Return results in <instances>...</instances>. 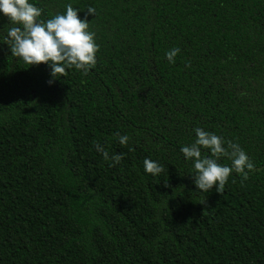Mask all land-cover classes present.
Returning <instances> with one entry per match:
<instances>
[{"label": "trees", "instance_id": "16d2710c", "mask_svg": "<svg viewBox=\"0 0 264 264\" xmlns=\"http://www.w3.org/2000/svg\"><path fill=\"white\" fill-rule=\"evenodd\" d=\"M31 2L94 7L99 51L56 79L0 43V264H264V0ZM195 127L239 144L247 178L197 190Z\"/></svg>", "mask_w": 264, "mask_h": 264}, {"label": "clouds", "instance_id": "9594fccd", "mask_svg": "<svg viewBox=\"0 0 264 264\" xmlns=\"http://www.w3.org/2000/svg\"><path fill=\"white\" fill-rule=\"evenodd\" d=\"M78 11L81 10L69 3L65 5L62 14H54L50 19L42 20V9L36 2L0 0V14L9 21V26L0 31V43L8 45L11 56L29 66L46 64L51 69L53 78L65 77L70 69L87 75L95 66L99 51L95 33L89 29L87 19V16L95 17L96 9L89 6L83 19L79 17ZM179 53L180 49L173 47L166 51L165 58L168 63L174 64ZM192 131L195 134L194 141L182 145L180 153L185 162L191 163L197 190L206 192L215 187L219 193L233 172L247 178L245 170H252L254 165L239 144L225 141L221 136L201 127H195ZM114 139L126 146L130 137L125 134ZM92 145L105 161L110 159L113 162L110 166H115L124 159L123 153L110 155L107 145L99 141L94 140ZM221 157H227L231 165L219 163ZM143 165L145 173L153 176L164 171L158 161L149 158L144 159Z\"/></svg>", "mask_w": 264, "mask_h": 264}]
</instances>
